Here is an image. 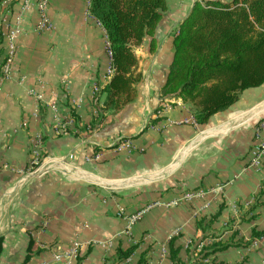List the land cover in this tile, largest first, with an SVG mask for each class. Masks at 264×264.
Masks as SVG:
<instances>
[{
  "label": "crops",
  "instance_id": "1",
  "mask_svg": "<svg viewBox=\"0 0 264 264\" xmlns=\"http://www.w3.org/2000/svg\"><path fill=\"white\" fill-rule=\"evenodd\" d=\"M194 1L168 0L153 36L134 47L137 95L116 111L104 110L110 57L88 0H47L50 31L35 30L36 9L23 15L12 77L0 84V264H136L141 253L146 264H172V238L185 264L224 242L203 261L264 264V235L252 237L264 231V154L250 164L264 143V83L242 92L245 109L204 124L159 95ZM9 3L3 33L19 10ZM37 142L45 170L32 175ZM186 191L201 194L185 200ZM117 247L134 249L115 261Z\"/></svg>",
  "mask_w": 264,
  "mask_h": 264
},
{
  "label": "trees",
  "instance_id": "2",
  "mask_svg": "<svg viewBox=\"0 0 264 264\" xmlns=\"http://www.w3.org/2000/svg\"><path fill=\"white\" fill-rule=\"evenodd\" d=\"M3 1L0 0V6ZM14 2L10 0L7 6ZM167 2L88 0V13L104 29L111 50L112 74L106 85L104 110H119L136 97V84L142 75L136 70L134 47L140 45L144 37L153 36ZM4 10L1 7L0 13ZM2 42L0 29V65L5 60ZM153 42L152 39L151 48ZM172 48V59L159 95L179 98L189 104L196 123L204 124L215 113L233 106L245 89L264 83V0H195L177 26ZM258 235H264V231H252V237ZM230 244L204 246L198 257L188 264H227L214 259L205 263L203 259ZM233 244L245 242L238 240ZM133 249L117 247L114 260L128 257ZM168 250L172 264H185L174 238L169 241ZM136 264H146L144 253ZM235 264H243V261Z\"/></svg>",
  "mask_w": 264,
  "mask_h": 264
},
{
  "label": "built area",
  "instance_id": "3",
  "mask_svg": "<svg viewBox=\"0 0 264 264\" xmlns=\"http://www.w3.org/2000/svg\"><path fill=\"white\" fill-rule=\"evenodd\" d=\"M15 3L19 6L16 22L13 24H9L5 33H3V37L6 39L5 46V60L0 65V84L7 80H10L12 77V65L13 60L16 53V44L15 39L22 32L20 27V21L25 13H27L30 9H36L39 14V21L35 27L36 31H50L52 29V23L47 17L46 9H47V0H15ZM8 11V10H6ZM2 21H4L5 14L2 16ZM177 30V28H176ZM176 32V31H175ZM106 50L111 56V50L109 47V43H106ZM112 72V68L110 66L109 69ZM23 77H20V79ZM97 88L94 87V90ZM39 97V95H38ZM72 123V120L69 116L64 118L63 120L56 121L55 130L56 132L63 131L65 127L69 126ZM264 154V143L259 139L256 141L254 145L253 158L251 159L250 164L252 166L258 167L260 165L261 157ZM32 158L30 161V171L29 174H36L37 172H42L45 170L44 160L40 161V144L37 142L34 145V150L32 152ZM201 194L199 191H186L183 193V199L189 200L194 197H197ZM137 217V215L133 216V220Z\"/></svg>",
  "mask_w": 264,
  "mask_h": 264
},
{
  "label": "rangeland",
  "instance_id": "4",
  "mask_svg": "<svg viewBox=\"0 0 264 264\" xmlns=\"http://www.w3.org/2000/svg\"><path fill=\"white\" fill-rule=\"evenodd\" d=\"M2 6H0V8H1ZM0 16H1V13H0ZM245 102V101H244ZM186 105L188 106V108H189V112L192 114V115H194V112L191 110V108H190V105L189 104H187L186 103ZM229 109H232V110H235V109H245V103H244V105L243 106H241L240 108L237 106V104L235 103L233 106H231L230 108H228V110Z\"/></svg>",
  "mask_w": 264,
  "mask_h": 264
}]
</instances>
